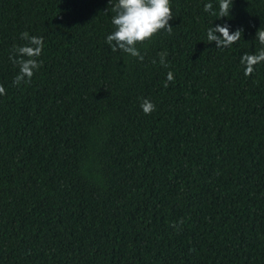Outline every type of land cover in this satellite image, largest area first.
<instances>
[{"label": "trees", "instance_id": "obj_1", "mask_svg": "<svg viewBox=\"0 0 264 264\" xmlns=\"http://www.w3.org/2000/svg\"><path fill=\"white\" fill-rule=\"evenodd\" d=\"M116 2L0 0V264H264V63H240L264 0H171L143 61L106 43ZM24 31L45 46L17 86Z\"/></svg>", "mask_w": 264, "mask_h": 264}, {"label": "clouds", "instance_id": "obj_2", "mask_svg": "<svg viewBox=\"0 0 264 264\" xmlns=\"http://www.w3.org/2000/svg\"><path fill=\"white\" fill-rule=\"evenodd\" d=\"M111 0H109V3ZM233 0H218V11L214 8L211 0L205 3L203 10L217 19L230 17ZM114 13L111 23L114 31L106 37V43L113 52L122 51L123 53L136 57L143 61L140 49L141 44L150 43L154 36L160 32L172 34L173 27L169 23L174 19L171 0H117L112 6ZM243 30L238 28L235 31L229 30L228 24H217L207 30V41L216 42V48L226 49L238 43L241 39ZM219 33V35H217ZM21 39L27 41L26 44L14 46L13 53L9 58L14 65L19 66V72L15 76L13 83L19 86L22 82H31L35 70L41 66L38 59L42 55L45 43L43 37L29 35L27 31L20 33ZM256 39L262 46L255 54L244 53L240 63L244 65V75L250 76L255 71V66L264 63V29L259 28L256 32ZM167 52L160 53V63L168 67L166 62ZM155 63V60H153ZM173 72L167 73L164 87H168V82H174ZM0 95H6V90L0 84ZM141 108L146 115H150L156 110V105L148 99H144ZM174 228L175 224L172 225Z\"/></svg>", "mask_w": 264, "mask_h": 264}]
</instances>
